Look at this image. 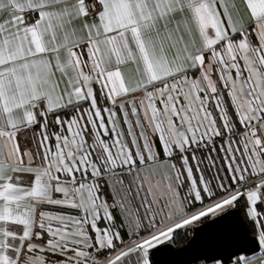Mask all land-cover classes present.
Wrapping results in <instances>:
<instances>
[{"label": "snow or ice", "instance_id": "obj_1", "mask_svg": "<svg viewBox=\"0 0 264 264\" xmlns=\"http://www.w3.org/2000/svg\"><path fill=\"white\" fill-rule=\"evenodd\" d=\"M208 225L230 254L197 264H264V0H0V264H155Z\"/></svg>", "mask_w": 264, "mask_h": 264}, {"label": "water", "instance_id": "obj_2", "mask_svg": "<svg viewBox=\"0 0 264 264\" xmlns=\"http://www.w3.org/2000/svg\"><path fill=\"white\" fill-rule=\"evenodd\" d=\"M242 215L238 209L226 222L229 225H239ZM223 228L221 225H208L203 227L200 235L192 247L181 251L187 244V241L179 247L174 246L171 250H161L155 257V264H193L195 257L209 254L222 253L225 256L230 254V249L220 243V237Z\"/></svg>", "mask_w": 264, "mask_h": 264}, {"label": "flooded vegetation", "instance_id": "obj_3", "mask_svg": "<svg viewBox=\"0 0 264 264\" xmlns=\"http://www.w3.org/2000/svg\"><path fill=\"white\" fill-rule=\"evenodd\" d=\"M238 210H239V209H238ZM239 211H240V210H239ZM240 213H241V215L243 216V213H242V212H240ZM186 241H187V240H185L184 243H185ZM184 243H182V244H184ZM182 244H181V243H178V244H176L175 246H176V247H179V246H181Z\"/></svg>", "mask_w": 264, "mask_h": 264}, {"label": "rangeland", "instance_id": "obj_4", "mask_svg": "<svg viewBox=\"0 0 264 264\" xmlns=\"http://www.w3.org/2000/svg\"><path fill=\"white\" fill-rule=\"evenodd\" d=\"M193 264H197V262L193 263Z\"/></svg>", "mask_w": 264, "mask_h": 264}]
</instances>
